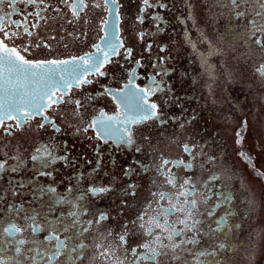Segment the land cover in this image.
<instances>
[{
	"label": "flooded vegetation",
	"instance_id": "1",
	"mask_svg": "<svg viewBox=\"0 0 264 264\" xmlns=\"http://www.w3.org/2000/svg\"><path fill=\"white\" fill-rule=\"evenodd\" d=\"M92 2L101 7H89L79 20L63 5L59 17L49 9L45 15L54 19L36 29L29 25L32 37L6 41L30 60L97 56L94 45L122 46L102 69L105 75L93 73L91 83L71 90L83 108L64 103L48 110L60 132L38 116L22 129L7 121L11 135L0 129V264H131L135 257L126 256L125 249L136 248L141 255L145 243L160 255L136 264H264V72L259 70L264 48L254 43L248 23L256 18V0H238L239 8L230 0H149L151 7L143 0H116L115 11L105 10L104 0ZM41 39L50 47H35ZM153 77L160 90L149 99L158 105L163 124L138 119L137 86L147 87ZM107 117L113 118L107 142L95 128L83 131ZM125 129L132 145L113 143L128 136ZM44 145H58L53 155L66 158L49 163L45 153L33 160ZM164 160L170 163L161 170ZM180 160L192 167L176 166ZM169 176L176 178V187L166 183ZM185 179L192 183L182 185ZM90 186L110 191L87 194L85 214L74 207V198ZM161 191L165 199L153 196ZM185 199L196 200V208ZM172 205L185 212L170 211ZM145 209V221L156 217L161 225L183 219L191 209L201 231L172 240L158 228L148 235L137 220ZM99 212L108 219L97 224ZM12 224L21 231L11 232ZM118 234L126 236L124 247ZM190 239L197 242L187 243ZM174 244L180 246L173 250Z\"/></svg>",
	"mask_w": 264,
	"mask_h": 264
},
{
	"label": "snow or ice",
	"instance_id": "2",
	"mask_svg": "<svg viewBox=\"0 0 264 264\" xmlns=\"http://www.w3.org/2000/svg\"><path fill=\"white\" fill-rule=\"evenodd\" d=\"M231 4L235 8H239L238 0H230ZM248 0H240V3H247ZM145 5H149V0H143ZM23 4L26 7L24 9H18L17 5ZM111 4V9H108V5ZM258 9L255 11L254 19L248 21L252 25L251 35L256 37L254 43L256 45L264 48V0H256ZM63 5L68 9V12L71 13V16L75 20H79L81 14L86 11L89 7L100 8L101 5L98 3L92 2V0H58L57 5H53L51 0H0V91H3L5 94H12L10 101L0 102V129H3L7 135H11L12 131L7 125V121H15V128L22 129L24 125L30 122L35 117H40L42 121H47L48 124H51L56 132H60L61 129L57 126L56 122L49 117L48 110H55L57 106L64 103L74 104L77 111L84 107L83 102L80 99H75L71 95V90L73 88H80L82 85L89 84L92 81L88 79V76L97 73L101 76L105 75V72L102 69L105 67L106 63H111L110 57H115L119 54V47L121 43H112L108 42L106 49H101L99 45H94L96 51L101 53L100 55L93 56L92 53H86L85 56L76 57L73 56L70 59H51V60H30L26 59L24 55L21 54V51L17 47H9L7 40L13 38H20L22 35H27L32 37L34 35L33 31L29 30V25L31 29H36L40 26L41 21L45 24L48 23L49 19H54L45 13H48L49 9L52 12L57 13L59 17L62 13ZM4 6H6L11 11H5ZM161 8L166 7V5L160 4ZM33 8V11H27V8ZM105 10L115 11L116 10V0H104ZM144 9H141L143 12ZM18 15L22 17V20L12 19L13 15ZM66 15V14H65ZM235 15L237 17L245 16V13L242 11H236ZM31 18V19H30ZM73 19H69L68 23H73ZM140 22L143 20L140 18ZM105 24L108 21H104ZM159 28V25H157ZM259 34V36H257ZM143 33L141 37H143ZM49 39H55V37H49ZM103 39V37H102ZM117 41L118 37L115 38ZM35 47H50L49 44L41 42L34 45ZM66 47V45H65ZM151 45H149V49ZM163 50V49H162ZM23 51L27 52V46L24 47ZM127 56H131V49H127ZM71 65L69 68L68 66ZM261 72H264V66H261L259 69ZM7 73V76L5 75ZM132 75L135 76V70L132 71ZM15 76V80L10 79V77ZM22 77V78H21ZM131 79L129 83L131 84ZM28 84L35 85V88L29 92ZM155 85V87H153ZM23 90V91H21ZM157 90H160L159 84H157L155 77L152 78V84L147 87L137 86L138 95V104L136 105L138 112L139 121L147 120H159L162 124L166 121L162 120V113L159 111L158 105L155 102H151L149 97L154 94ZM110 91V90H106ZM19 96V99L16 97ZM133 98H137L136 94H133ZM112 117H107L106 120L95 119L89 123L83 131L87 132L89 128L97 129V137L103 138L105 142L109 139H112ZM137 117L133 118V122ZM44 123L39 124V128H45ZM125 132H128V136H120L116 140H113V143H116L117 140L122 141L125 145L131 146L133 143L131 132L128 129H125ZM58 145H44L42 148H37L36 152L39 155H33V160L41 159L44 154H47L49 158L48 162L52 163L59 159H65L64 156H55L53 155L54 151ZM183 149L186 153H190L191 149L188 144L183 145ZM139 151V149H137ZM170 162L164 160L161 170L164 166H167ZM176 166H184L186 169H190L192 165L185 164L183 160L175 162ZM4 170V164L0 163V171ZM15 171V169H12ZM170 171V170H169ZM128 170H125L127 174ZM166 183L172 187H176V178L174 176L166 177ZM192 183L191 180L185 179L182 182V185H187ZM130 187H133L130 185ZM48 191H53L48 189ZM71 192V189L68 190ZM110 191V187L105 186H90L79 196L75 197L76 204L74 207L78 208L83 213H87V203L86 197L87 194H91L93 197H99L101 194ZM134 194V193H132ZM159 195L160 199L166 198V193L161 191L159 193H153V196ZM181 195L187 197L188 193H181ZM65 202H67L65 200ZM185 205L191 204L192 209L196 208L197 201L185 199ZM152 207L149 203L148 208ZM172 212H185L183 207L177 208L175 205H172ZM78 212H74L73 215H77ZM164 213H157V216H162ZM148 216V211L145 209L144 213L137 217L138 221L142 223L139 224V227L144 229L146 234L151 235L154 228L161 229L163 232L167 233V239L172 240L174 237H179L185 232H195L199 233L200 228L197 227L201 223L200 220L196 219L193 211L190 209L186 212L183 219L177 218L172 221L171 224L168 223L167 219L165 224L161 225L159 220L156 217H150L145 221V217ZM108 219V216L104 212H99L97 214L96 223L99 224ZM92 223V221H89ZM133 223H136L134 221ZM148 227H145V225ZM179 224L181 227H176L175 225ZM127 226H125L126 228ZM39 226L33 228V231H38ZM9 231V229H5ZM21 228L17 227L15 224L11 225V232H20ZM108 235H112L111 232ZM53 239L59 240V236L55 234L52 237ZM159 239V236L157 237ZM118 240L120 242V247H124L127 243L126 236L124 234H118ZM194 239H190L187 243H196ZM22 243V242H21ZM180 243H184L183 240ZM167 247V245H163ZM180 244H174L173 250L178 248ZM140 247L147 249V252L144 254L138 255L136 248L125 249L126 256L128 253L131 256L135 257V260L131 264H136L137 261H155L160 253L153 247H150L148 244H142ZM19 251V248H17ZM166 254V253H165ZM204 255V253H201ZM118 264H124L123 260H119Z\"/></svg>",
	"mask_w": 264,
	"mask_h": 264
},
{
	"label": "water",
	"instance_id": "3",
	"mask_svg": "<svg viewBox=\"0 0 264 264\" xmlns=\"http://www.w3.org/2000/svg\"><path fill=\"white\" fill-rule=\"evenodd\" d=\"M69 68L71 67L70 65L68 66ZM5 75L7 76V73H5ZM22 78V77H21ZM10 79L15 80V76L10 77ZM35 88V85L33 84H28V91L31 92V90ZM23 91V90H21ZM12 98V94H5L3 91H0V102H5V101H10ZM17 99H19V96L16 97Z\"/></svg>",
	"mask_w": 264,
	"mask_h": 264
}]
</instances>
